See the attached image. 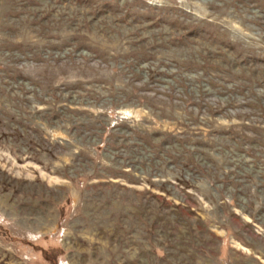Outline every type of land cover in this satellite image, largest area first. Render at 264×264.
<instances>
[{
  "label": "rangeland",
  "instance_id": "374dc122",
  "mask_svg": "<svg viewBox=\"0 0 264 264\" xmlns=\"http://www.w3.org/2000/svg\"><path fill=\"white\" fill-rule=\"evenodd\" d=\"M0 264H264V0H0Z\"/></svg>",
  "mask_w": 264,
  "mask_h": 264
}]
</instances>
